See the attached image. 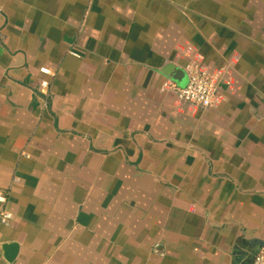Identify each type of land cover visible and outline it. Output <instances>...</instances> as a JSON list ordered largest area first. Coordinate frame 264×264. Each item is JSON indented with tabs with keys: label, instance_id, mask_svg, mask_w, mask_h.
Instances as JSON below:
<instances>
[{
	"label": "crops",
	"instance_id": "0c3cea01",
	"mask_svg": "<svg viewBox=\"0 0 264 264\" xmlns=\"http://www.w3.org/2000/svg\"><path fill=\"white\" fill-rule=\"evenodd\" d=\"M189 64L208 108L169 87ZM0 192V264H251L264 0H0Z\"/></svg>",
	"mask_w": 264,
	"mask_h": 264
},
{
	"label": "built area",
	"instance_id": "2783aa9c",
	"mask_svg": "<svg viewBox=\"0 0 264 264\" xmlns=\"http://www.w3.org/2000/svg\"><path fill=\"white\" fill-rule=\"evenodd\" d=\"M79 56L77 52H73ZM188 81L185 85L179 86L170 82V88L176 90L178 97L201 108L210 107L215 100L218 90V79L205 67L198 64H189L186 68ZM41 72L51 74V70L46 67L41 68ZM42 87L47 88L49 82L44 80ZM7 201L5 193L0 192V224L9 225L12 223L14 214L4 206ZM251 264H264V248L253 258Z\"/></svg>",
	"mask_w": 264,
	"mask_h": 264
},
{
	"label": "water",
	"instance_id": "95a60500",
	"mask_svg": "<svg viewBox=\"0 0 264 264\" xmlns=\"http://www.w3.org/2000/svg\"><path fill=\"white\" fill-rule=\"evenodd\" d=\"M163 71L168 75H172L176 80L181 79V76L184 74L183 70L177 68L174 64H167ZM2 247L7 258L11 261L18 251V244L15 242H5L2 244ZM243 247L247 250L251 257H255V255L264 248V241L259 239L243 240Z\"/></svg>",
	"mask_w": 264,
	"mask_h": 264
}]
</instances>
